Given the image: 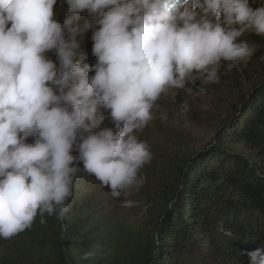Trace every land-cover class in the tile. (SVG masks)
I'll list each match as a JSON object with an SVG mask.
<instances>
[{
  "label": "clouds",
  "instance_id": "1",
  "mask_svg": "<svg viewBox=\"0 0 264 264\" xmlns=\"http://www.w3.org/2000/svg\"><path fill=\"white\" fill-rule=\"evenodd\" d=\"M0 0V238L30 229L37 215L63 217L80 170L110 186L113 198L139 189L152 156L135 134L169 89L218 83L264 36V0ZM253 5H259L253 7ZM90 17L92 66L75 59L82 13ZM10 25V26H9ZM98 25V27H96ZM55 51L59 67L46 53ZM94 71V75L89 76ZM204 92L203 87L200 88ZM110 110L112 128L98 131ZM98 114L101 116L98 118ZM87 133V135H84ZM34 143H26L28 137ZM79 136L80 142L77 143ZM79 155L72 154L73 148ZM124 207L135 203L125 199ZM92 253L85 252L87 260ZM264 264V246L246 251Z\"/></svg>",
  "mask_w": 264,
  "mask_h": 264
},
{
  "label": "trees",
  "instance_id": "2",
  "mask_svg": "<svg viewBox=\"0 0 264 264\" xmlns=\"http://www.w3.org/2000/svg\"><path fill=\"white\" fill-rule=\"evenodd\" d=\"M54 11L62 23L68 5L58 0ZM78 26L75 59L92 66L94 29ZM46 56L59 67L55 51ZM239 94L216 142L167 157L168 179L154 181L153 209L135 236L117 239L93 227L85 193L72 194L63 217L45 213L41 223L37 215L30 229L0 238V264H249L245 252L264 246V69ZM72 154L79 155L75 145ZM74 165L83 175V163Z\"/></svg>",
  "mask_w": 264,
  "mask_h": 264
},
{
  "label": "rangeland",
  "instance_id": "3",
  "mask_svg": "<svg viewBox=\"0 0 264 264\" xmlns=\"http://www.w3.org/2000/svg\"><path fill=\"white\" fill-rule=\"evenodd\" d=\"M79 21L86 23V27L90 23L83 13L77 24ZM241 40H246L254 48L253 55L231 68L228 62H223L218 72V83L205 85L198 80L187 85L191 92L172 88L155 102L151 110L152 119L145 128L135 133L140 140L147 142L152 156L138 174L144 178L138 190L132 189L127 195L122 191L120 197L113 198L110 186L89 182L95 178L94 175L86 171L83 175L77 172L79 178L76 181L79 184L73 189V195L85 193L91 204L89 210L93 227L105 228L111 237L117 239L135 236L153 209L154 193L159 187L157 185L154 189L153 186L168 179L167 157L173 152L186 154L216 142V136L229 121L237 96L248 87L256 73L264 69V36L246 32L237 42ZM201 87L204 92L200 91ZM100 113L104 114L100 124L115 131L109 117L110 110L102 108ZM100 116L98 114V118ZM125 199L133 201L135 206L124 207Z\"/></svg>",
  "mask_w": 264,
  "mask_h": 264
}]
</instances>
